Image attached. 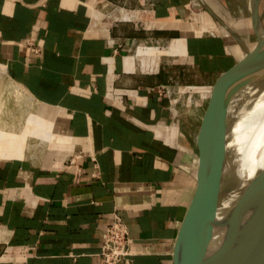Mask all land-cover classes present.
Returning <instances> with one entry per match:
<instances>
[{"label":"crops","instance_id":"crops-1","mask_svg":"<svg viewBox=\"0 0 264 264\" xmlns=\"http://www.w3.org/2000/svg\"><path fill=\"white\" fill-rule=\"evenodd\" d=\"M204 1L0 0V78L35 105L0 132V264H104L114 213L131 264L174 263L213 86L257 45L251 0Z\"/></svg>","mask_w":264,"mask_h":264},{"label":"water","instance_id":"water-1","mask_svg":"<svg viewBox=\"0 0 264 264\" xmlns=\"http://www.w3.org/2000/svg\"><path fill=\"white\" fill-rule=\"evenodd\" d=\"M260 1L251 0L257 45L246 51L243 58L218 77L203 115L197 137V188L175 244L173 264H223L222 250L217 239L224 165L219 145L225 140L231 98L241 84L264 73V26ZM201 2L209 10L207 3L204 0ZM260 194V188L256 189L255 200ZM241 205L240 200L233 205L228 224H233L231 218ZM237 264H264V206L249 223Z\"/></svg>","mask_w":264,"mask_h":264},{"label":"bare ground","instance_id":"bare-ground-1","mask_svg":"<svg viewBox=\"0 0 264 264\" xmlns=\"http://www.w3.org/2000/svg\"><path fill=\"white\" fill-rule=\"evenodd\" d=\"M235 94L227 111L225 140L219 145L224 163L222 178H227L225 185L233 186L221 198L217 217L223 264H237L249 223L264 206V73L241 84ZM259 188L261 194L255 200ZM238 200L241 208L232 216L233 224H228L231 209Z\"/></svg>","mask_w":264,"mask_h":264},{"label":"rangeland","instance_id":"rangeland-1","mask_svg":"<svg viewBox=\"0 0 264 264\" xmlns=\"http://www.w3.org/2000/svg\"><path fill=\"white\" fill-rule=\"evenodd\" d=\"M260 10L264 18V0L260 1ZM3 77L1 76L0 78V132L2 130L19 132L25 126L29 114L32 112L35 113V105L28 93L13 83L11 78L8 76ZM238 92L235 94L233 100L238 95ZM33 126L38 128L36 123ZM12 144L14 142L9 140L7 146L11 148ZM29 145L30 149L23 157L32 156L42 159L43 154L41 153L43 151V145L38 140L32 138L29 140ZM226 183L227 178L225 179L224 177L221 192L222 197L227 196L233 190V186H230L229 183L225 185Z\"/></svg>","mask_w":264,"mask_h":264},{"label":"built area","instance_id":"built-area-1","mask_svg":"<svg viewBox=\"0 0 264 264\" xmlns=\"http://www.w3.org/2000/svg\"><path fill=\"white\" fill-rule=\"evenodd\" d=\"M197 3L203 6L201 0ZM26 46L35 54L41 53V47L33 39H27ZM71 163H74V158ZM133 255L129 227L119 213H114L103 236L101 261L104 264H131Z\"/></svg>","mask_w":264,"mask_h":264}]
</instances>
